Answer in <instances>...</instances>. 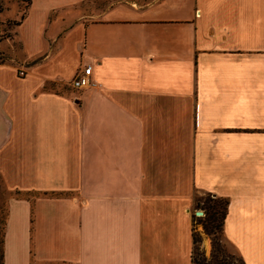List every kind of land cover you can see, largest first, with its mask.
Masks as SVG:
<instances>
[{
  "label": "crops",
  "instance_id": "crops-1",
  "mask_svg": "<svg viewBox=\"0 0 264 264\" xmlns=\"http://www.w3.org/2000/svg\"><path fill=\"white\" fill-rule=\"evenodd\" d=\"M84 1L31 0L0 63L2 184L40 193L7 198L3 264H191L196 191L264 264V0H116L58 31Z\"/></svg>",
  "mask_w": 264,
  "mask_h": 264
},
{
  "label": "rangeland",
  "instance_id": "rangeland-1",
  "mask_svg": "<svg viewBox=\"0 0 264 264\" xmlns=\"http://www.w3.org/2000/svg\"><path fill=\"white\" fill-rule=\"evenodd\" d=\"M38 5V12H40L51 0H34ZM116 0H87L83 3H80L73 9H55L53 10L49 18L55 19L57 22V30L61 31L66 27L71 21L74 14L79 13H94L97 10L103 8V6L114 2ZM139 1H148V0H139ZM28 3L26 0H0V63H14L16 66L19 65V62L25 60L24 50L20 41V31L18 30V23L21 21V18L27 13ZM24 19V18H23ZM65 20L64 23H61L60 20ZM48 29L49 36L51 35V29ZM57 32V31H56ZM57 44V43H56ZM49 44H46V47ZM49 47V46H48ZM20 67V68H19ZM18 67V71L21 69V66ZM19 75V74H18ZM46 88L55 90L60 93H69L76 92L77 90L71 86V81L68 83H56L53 87L48 85ZM15 191H7L0 177V217L4 214L6 208V201L9 196H16ZM26 191L21 192L19 196L33 200L40 193L36 191ZM59 196L65 197H74L76 193L71 191H61ZM216 200V196L208 194L203 191H196L194 193V207L192 209V240L193 235L195 234L199 240L198 246L202 251V255L206 260L212 261V252H213V239L220 243L223 253L218 254V259L220 262L224 260L228 264H244L242 257L239 253L235 252L230 244L225 240L223 235V229H215L214 234L208 233L203 226V220L207 211V207L213 204ZM217 207L220 209V205ZM199 212V214H197ZM200 259L201 256H198ZM199 261V260H198Z\"/></svg>",
  "mask_w": 264,
  "mask_h": 264
},
{
  "label": "trees",
  "instance_id": "trees-1",
  "mask_svg": "<svg viewBox=\"0 0 264 264\" xmlns=\"http://www.w3.org/2000/svg\"><path fill=\"white\" fill-rule=\"evenodd\" d=\"M26 2L28 3V7H29L31 0H26ZM23 18L24 16L21 18V21H19L18 25L21 24ZM49 85L50 87L54 86L53 83ZM14 193L15 195L21 194L20 191H15ZM27 193L28 192L23 193V195H26ZM44 194L53 197H58L60 195L59 192H50V193L45 192ZM218 204L220 205V209L217 207ZM227 207H228V199L223 197H216L215 202L207 207L205 218L203 220V226L206 230H208V233L214 234L215 229H219V228L223 229V223L226 216ZM5 218H6V208L4 210V214L0 217V264H3V235H4ZM198 242L199 240L194 234L193 247L191 253V264H228L224 260L220 262V260L218 259L219 257L218 254L223 253V249L221 248L220 243L215 240V238L213 239L212 261L206 260V258H204V256L202 255V251L198 246ZM198 256H201L202 258L200 259Z\"/></svg>",
  "mask_w": 264,
  "mask_h": 264
},
{
  "label": "built area",
  "instance_id": "built-area-1",
  "mask_svg": "<svg viewBox=\"0 0 264 264\" xmlns=\"http://www.w3.org/2000/svg\"><path fill=\"white\" fill-rule=\"evenodd\" d=\"M25 73L24 69H20L18 74L23 75ZM91 66L87 65L79 69L73 78L71 79V86L75 89H84L91 86Z\"/></svg>",
  "mask_w": 264,
  "mask_h": 264
},
{
  "label": "water",
  "instance_id": "water-1",
  "mask_svg": "<svg viewBox=\"0 0 264 264\" xmlns=\"http://www.w3.org/2000/svg\"><path fill=\"white\" fill-rule=\"evenodd\" d=\"M197 214H199V212H197Z\"/></svg>",
  "mask_w": 264,
  "mask_h": 264
}]
</instances>
